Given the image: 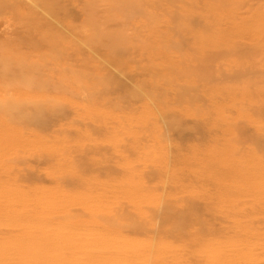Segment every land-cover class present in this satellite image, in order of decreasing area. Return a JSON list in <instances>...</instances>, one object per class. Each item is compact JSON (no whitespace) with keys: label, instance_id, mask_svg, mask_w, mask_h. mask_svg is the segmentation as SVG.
I'll return each mask as SVG.
<instances>
[{"label":"rangeland","instance_id":"obj_1","mask_svg":"<svg viewBox=\"0 0 264 264\" xmlns=\"http://www.w3.org/2000/svg\"><path fill=\"white\" fill-rule=\"evenodd\" d=\"M113 1L0 0V264H264V0Z\"/></svg>","mask_w":264,"mask_h":264},{"label":"bare ground","instance_id":"obj_2","mask_svg":"<svg viewBox=\"0 0 264 264\" xmlns=\"http://www.w3.org/2000/svg\"><path fill=\"white\" fill-rule=\"evenodd\" d=\"M42 1H43V0H42ZM114 1H115V0H114ZM114 1H113V2H114ZM130 1H131V0H130ZM130 1H129V2H130ZM134 1H135V0H133V2H134ZM52 2H53V1H52ZM44 3H47V2H44ZM48 3H49V2H48ZM127 4H128V3H127ZM129 4H130V3H129ZM48 9H49L50 12H53V11L55 10V9L52 8L51 6H49ZM119 11H120V10H119ZM184 15H185V13H184ZM190 18H191V17H190ZM152 24H153V23H152ZM153 29H154V26H153ZM93 32H95V31H93ZM101 32H102V34L104 33L103 31H101ZM153 32H155V31L153 30ZM97 33H98V31H97ZM90 34H91V33H90ZM98 34H99V33H98ZM105 34H107L106 31H105ZM105 34H103V35H105ZM109 34H110V33H109ZM109 34H108V36H109ZM92 35H93V34H92ZM94 36H95V35H94ZM110 37H111V36H110ZM55 42H56V41H55ZM108 44H109V43H108ZM112 49H113V48H112ZM115 49H116V48H115ZM116 51H118V50L116 49ZM178 90H179V89H178ZM180 94H181V93H180ZM178 96H179V95H178ZM180 215H181V214H180ZM177 216H178V215H177ZM179 217H181V216H179Z\"/></svg>","mask_w":264,"mask_h":264}]
</instances>
